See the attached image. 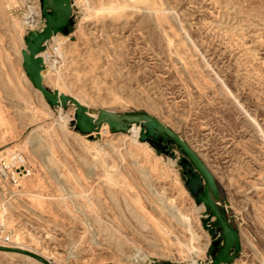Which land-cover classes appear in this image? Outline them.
<instances>
[{"label": "rangeland", "instance_id": "rangeland-1", "mask_svg": "<svg viewBox=\"0 0 264 264\" xmlns=\"http://www.w3.org/2000/svg\"><path fill=\"white\" fill-rule=\"evenodd\" d=\"M33 6L41 15L40 0H0V155L20 149L36 169L17 206L24 250L53 264L208 262V210L185 184L180 147L167 143L173 160L139 141L138 125L82 134L73 108L34 88L21 55ZM73 13L42 52L45 84L181 135L239 232L228 264H264V0H73ZM37 260L0 249V264Z\"/></svg>", "mask_w": 264, "mask_h": 264}, {"label": "water", "instance_id": "water-1", "mask_svg": "<svg viewBox=\"0 0 264 264\" xmlns=\"http://www.w3.org/2000/svg\"><path fill=\"white\" fill-rule=\"evenodd\" d=\"M40 6L44 26L40 30L33 29L28 32L25 47L21 50L23 66L34 88L41 92L51 106L73 108L74 119L71 124L82 134L98 132L105 123L113 133L128 132L133 125H138L139 141H146L156 149L168 153L173 160L177 159L176 151H170L169 145L163 144V140L177 144L185 153L180 163L184 170L185 184L195 202L203 204L208 210L207 216L203 218V225L213 240L212 246L220 244L211 251V259L201 264H228L235 260L240 251V236L229 219L228 208L222 199L217 179L181 135L147 112L116 113L93 109L74 96L60 92L57 88L51 89L45 84V60L42 52L54 35L70 32L69 27L74 25L75 15L73 0H40ZM12 250L28 253L42 264H53L36 253L23 249ZM151 264L159 263L153 261Z\"/></svg>", "mask_w": 264, "mask_h": 264}, {"label": "built area", "instance_id": "built-area-1", "mask_svg": "<svg viewBox=\"0 0 264 264\" xmlns=\"http://www.w3.org/2000/svg\"><path fill=\"white\" fill-rule=\"evenodd\" d=\"M33 29H42L44 19L36 16ZM36 169L24 151L14 149L0 155V248L23 249L15 240L16 218L21 215L17 206L27 201L25 180L35 175ZM16 224V225H15ZM20 227V225H19Z\"/></svg>", "mask_w": 264, "mask_h": 264}, {"label": "bare ground", "instance_id": "bare-ground-1", "mask_svg": "<svg viewBox=\"0 0 264 264\" xmlns=\"http://www.w3.org/2000/svg\"><path fill=\"white\" fill-rule=\"evenodd\" d=\"M33 8L36 10L35 12H32V14H33V16H34V19H33V22L31 23V24H28V25H30V26H33V24H34V21L37 19L36 18V16L39 14V10H38V8L37 7H35V6H33ZM31 14V13H30ZM27 22H31V21H27ZM58 35V34H57ZM54 36H56V35H54ZM53 36V37H54ZM52 37V38H53ZM45 75H46V73H44ZM36 89V88H35ZM36 90H38V89H36ZM39 91V90H38ZM40 92V91H39ZM41 93V92H40ZM42 95V94H41ZM43 96V95H42ZM76 98V97H75ZM134 126V125H133ZM107 127H108V129H109V126H108V124H103L102 125V131L103 132H105L106 131V129H107ZM134 129V128H133ZM132 129V127H131V129H130V132H131V130H133ZM110 131V130H109ZM30 179V178H29ZM29 179H26L25 180V185H26V183H27V181L29 180ZM15 240L20 244V247L21 248H24V249H31V248H29L30 247V244H28V240H27V235L25 234V232L24 231H21V230H17V232L15 233ZM33 246V245H32ZM38 261V260H37ZM40 264H42L40 261H38ZM153 261L151 260L150 261V263H148V264H151ZM192 264H197V262L196 261H193L192 262Z\"/></svg>", "mask_w": 264, "mask_h": 264}, {"label": "flooded vegetation", "instance_id": "flooded-vegetation-1", "mask_svg": "<svg viewBox=\"0 0 264 264\" xmlns=\"http://www.w3.org/2000/svg\"><path fill=\"white\" fill-rule=\"evenodd\" d=\"M167 143L170 144L167 140L164 139V140H163V144H167ZM218 238H219V237H218ZM212 242H213V240H212ZM219 246H220V244L217 245V246H215V247L212 246L211 251H213L214 249H217Z\"/></svg>", "mask_w": 264, "mask_h": 264}]
</instances>
